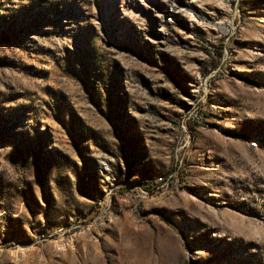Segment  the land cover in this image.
I'll use <instances>...</instances> for the list:
<instances>
[{
    "label": "rangeland",
    "instance_id": "374dc122",
    "mask_svg": "<svg viewBox=\"0 0 264 264\" xmlns=\"http://www.w3.org/2000/svg\"><path fill=\"white\" fill-rule=\"evenodd\" d=\"M0 264H264V0H0Z\"/></svg>",
    "mask_w": 264,
    "mask_h": 264
},
{
    "label": "trees",
    "instance_id": "16d2710c",
    "mask_svg": "<svg viewBox=\"0 0 264 264\" xmlns=\"http://www.w3.org/2000/svg\"><path fill=\"white\" fill-rule=\"evenodd\" d=\"M144 188H147V187L144 186Z\"/></svg>",
    "mask_w": 264,
    "mask_h": 264
}]
</instances>
